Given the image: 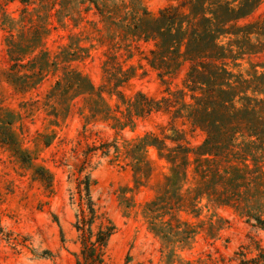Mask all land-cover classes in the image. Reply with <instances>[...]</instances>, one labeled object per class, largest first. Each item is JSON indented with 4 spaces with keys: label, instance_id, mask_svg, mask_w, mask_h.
<instances>
[{
    "label": "rangeland",
    "instance_id": "rangeland-1",
    "mask_svg": "<svg viewBox=\"0 0 264 264\" xmlns=\"http://www.w3.org/2000/svg\"><path fill=\"white\" fill-rule=\"evenodd\" d=\"M92 1L100 6L103 2L0 0V125L7 119L13 120L19 146L28 148L34 164L32 167L24 163L20 152L0 141V264H77L81 243L73 227L77 206L70 201V191L84 173L78 172L85 158L83 151L88 144L98 145L102 140L116 142L121 148L118 158L101 156L99 151L89 155L86 169L95 168L91 171L95 180L91 192L99 212L117 226L106 247L104 264H206L209 254L220 264H240L242 259L256 261L249 264H264L263 230L252 225L253 219L247 222L240 209L214 199L224 191L223 184L218 185L216 195H209L214 183L203 186V192L196 198L195 191L187 194V188H194L201 178L193 173L194 164L181 191L185 197L182 206L162 215L175 224L187 222L186 226L181 223L182 228L194 230L186 245L171 246L175 261L165 255L159 238L149 230V218L143 210L158 193H163L161 186L170 175L171 164L159 156L156 147L149 146L139 151L143 161L141 167H136L127 151L147 132L174 146L186 141L200 144L205 131L200 128L192 131L190 124L177 117L173 109L139 116L133 127L126 125L123 129L115 127V121L110 118L87 122L89 111L78 113V106L84 105L81 95L74 99L78 105L75 111L68 112L63 108L64 100L53 94L58 80L71 68L82 71L96 87L107 84L106 68L119 74L121 69L128 78L120 89L130 98L139 91L159 98L168 95V87L175 90V83L182 85L180 78L170 84L167 76L160 78L147 64L143 56L152 43L137 41L123 30L133 24L134 17L142 15L143 8L155 17L164 7L177 6L180 0H113L125 4L121 16L115 18L102 16ZM131 1L142 8L138 14L130 10ZM111 6L112 1L107 0V7ZM254 16L264 18V2ZM250 38L257 47L264 42V36ZM235 39L226 34L221 40L224 45L231 42L233 52L239 53L240 41L234 42ZM12 43L18 47L14 52ZM263 60L262 52L244 54L235 61L239 65L230 63L227 68L249 77L254 69L264 71L260 65ZM13 64L17 69H11ZM110 86L111 83L107 85ZM247 94L264 99V93L248 90ZM102 95L115 110L116 103H120L116 95L107 91ZM186 99L189 100L187 96ZM121 109L126 112L125 106ZM112 114L120 116L116 111ZM173 126L182 134L177 136ZM174 138L179 139L172 141ZM257 153L262 155L261 151ZM228 157L229 163L225 161ZM228 157L217 158L222 170L231 164L239 167L245 164L250 169L254 166L250 157L244 163L241 158ZM259 164L260 171L255 174L261 172L263 185L258 194L263 200L262 157ZM39 166L51 174V186L35 173ZM261 215L264 219V212Z\"/></svg>",
    "mask_w": 264,
    "mask_h": 264
},
{
    "label": "trees",
    "instance_id": "trees-1",
    "mask_svg": "<svg viewBox=\"0 0 264 264\" xmlns=\"http://www.w3.org/2000/svg\"><path fill=\"white\" fill-rule=\"evenodd\" d=\"M102 1L101 6L92 1L102 16L108 15L113 18L121 16L122 5L125 4L111 0L110 8L107 7V0ZM263 2L264 0H180L177 6H166L155 17H151L143 8L142 15L134 17L133 24H128V28L123 30L137 41L152 43V47L143 58L157 71L160 78L167 76L171 80L170 84L174 79L180 78L182 85L178 86V83H175V90L168 87V95L155 98L139 91L133 98L126 97L120 86L127 80L128 74L121 69V74L111 73L108 68H106L108 82L100 87L92 84L82 71L73 68L65 72L54 87L53 94L64 100L63 108L68 112L75 111L78 105L74 99L82 96L84 105L78 106V113L82 115L84 109H87L89 111L85 117L87 122L89 119L110 118L115 121V127L123 129L126 125L133 127L135 118L139 116L173 109L177 117L184 118L190 124L192 131L197 128L205 131L200 144L192 145L186 141L185 144L178 142L174 146L167 145L164 138L147 132L127 151L136 167H141L140 162L143 161L139 153L149 146L156 147L159 156L171 164L170 175L161 186L163 193H158L143 210L149 218V230L159 238L163 247L161 250L171 261L176 256L171 246L178 243L186 245L194 230L182 228V224L188 225L187 222L175 224L165 220L162 215L182 206L185 197L181 191L188 181V172L192 164L195 165L193 173L199 174L201 178L194 188H187V194L195 191L196 198L203 192V186L206 188L214 183L209 195H216L218 185L223 184L224 191H220L214 199L240 209V214L247 217V222L253 219L252 225L264 232V219L261 215L264 212V198L262 200L258 194L263 184L261 172L255 174L260 171L261 157L264 159V99L247 94L248 90L264 93L262 84L264 71L258 72L254 69L252 76L248 74L247 77L243 73L235 74L227 68L230 63L239 65L235 61L243 58L244 54L262 52L264 56V42L258 47L256 43L250 42L252 35L264 36V18L259 16L255 19L254 16ZM140 9L142 10L139 4L131 1L132 12L138 14ZM226 34L235 36L234 42L240 41L239 53L233 52L231 42L224 45L221 39ZM240 36L243 37L242 40ZM12 45L14 52L16 45L15 43ZM139 47L138 45L137 48ZM48 62V59H45V64ZM260 65L264 66V60ZM15 68L17 69L13 64L11 69ZM109 83L112 86L107 87ZM15 85L24 87L19 83ZM105 91L116 95L120 102L116 103L115 110L102 95ZM69 99L72 101L68 102ZM121 106H125L126 112L122 111ZM115 111L120 113V116L113 115ZM1 123L0 141L13 146L16 153L20 152L22 161L34 167L28 148L22 149L19 146L20 142L13 131V120L7 119ZM173 127L177 136L182 134L179 129ZM239 138L241 140L238 141ZM98 151L101 156L114 155L118 158L121 148L116 142L102 140L98 145L88 144L83 151L85 158L78 172L84 173L78 179L76 188L70 191V201L77 206L73 227L81 243L80 253L76 254L77 264H104L106 247L117 228L109 217L99 212L91 192L95 184L91 171L95 168L90 171L86 169L90 164L89 155H94ZM258 151H261L262 155L258 154ZM222 155L225 158L229 155L235 159L241 158L243 163L250 157L254 166L250 169L245 164L243 167L231 164L222 170L221 163L217 160ZM230 160L228 157L225 161L229 163ZM35 173L47 186H51L52 177L45 167L35 168ZM208 177L210 179L206 182ZM199 261L204 262L202 258ZM250 262L256 261L240 260V264ZM206 264L220 263L209 254Z\"/></svg>",
    "mask_w": 264,
    "mask_h": 264
}]
</instances>
